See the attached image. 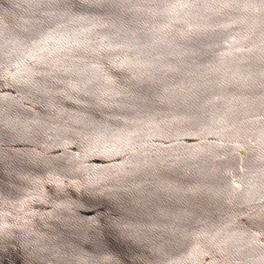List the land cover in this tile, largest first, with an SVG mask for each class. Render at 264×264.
I'll use <instances>...</instances> for the list:
<instances>
[{
	"label": "water",
	"instance_id": "obj_1",
	"mask_svg": "<svg viewBox=\"0 0 264 264\" xmlns=\"http://www.w3.org/2000/svg\"><path fill=\"white\" fill-rule=\"evenodd\" d=\"M0 264H264V0H0Z\"/></svg>",
	"mask_w": 264,
	"mask_h": 264
}]
</instances>
